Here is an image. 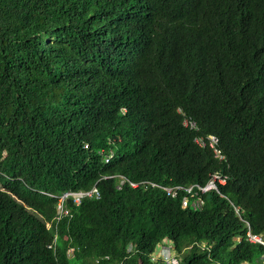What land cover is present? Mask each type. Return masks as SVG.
I'll list each match as a JSON object with an SVG mask.
<instances>
[{
    "label": "trees",
    "instance_id": "16d2710c",
    "mask_svg": "<svg viewBox=\"0 0 264 264\" xmlns=\"http://www.w3.org/2000/svg\"><path fill=\"white\" fill-rule=\"evenodd\" d=\"M215 171L196 209L161 187ZM243 220L264 235V0H0V264H263Z\"/></svg>",
    "mask_w": 264,
    "mask_h": 264
},
{
    "label": "built area",
    "instance_id": "2783aa9c",
    "mask_svg": "<svg viewBox=\"0 0 264 264\" xmlns=\"http://www.w3.org/2000/svg\"><path fill=\"white\" fill-rule=\"evenodd\" d=\"M182 124L183 126L194 131H197L198 129L196 123L187 117L183 119ZM194 142L199 147L207 146L211 150L213 157L219 162L226 161V156L224 155L222 149L219 147V143H218L219 139L217 136L213 134H208L204 138L201 136H196L194 138ZM110 157L111 154H104L103 156L104 162H108ZM226 179H227L226 175L222 174L221 172L215 171L209 174L207 181L203 185H199V184H191L188 186L168 185L161 187L165 191V194L171 198L177 197L181 192L184 193L185 195L182 196V205L184 207L190 205L192 208L196 209L200 207L202 203V199L200 195L210 190H214L218 192L219 185H224ZM131 185L135 186V184L133 183H131ZM187 194H193L194 197L192 199H189L187 197ZM98 195L99 194L95 186H93L89 190H67L61 193L60 195H54V197L56 198V204H55L56 220H59L60 218L67 216L69 214V206L67 205L68 203L73 206H78L85 197H91V196L98 197ZM233 208L236 215L238 216L239 214L238 208L235 206H233ZM243 222L246 224V231L244 236H240L237 240H240L241 237H243L247 242L251 244H257L264 247V235L252 232L249 223L244 220ZM72 250L73 249L69 247L66 251V254L71 255ZM262 258L264 264V256ZM174 261L175 259H173V257L170 254H167L165 257H163V262H165L166 264H170L171 262ZM120 264H125V263H120Z\"/></svg>",
    "mask_w": 264,
    "mask_h": 264
},
{
    "label": "rangeland",
    "instance_id": "374dc122",
    "mask_svg": "<svg viewBox=\"0 0 264 264\" xmlns=\"http://www.w3.org/2000/svg\"><path fill=\"white\" fill-rule=\"evenodd\" d=\"M184 118L185 117H183V119ZM183 119H182V122H183ZM193 141H194V139H193ZM46 226H47V224H46ZM172 245H173L172 242L170 243L168 240H164L163 243L157 245L154 257H159L163 261V257H165L167 254H171V256H172L173 253H172V250H170V249H172L171 248ZM169 247H170V249H169ZM189 247H190V245L187 246V248H189ZM173 259H175L174 256H173ZM70 263L74 264V261L72 260V261H70ZM121 263H124V262H121Z\"/></svg>",
    "mask_w": 264,
    "mask_h": 264
},
{
    "label": "clouds",
    "instance_id": "9594fccd",
    "mask_svg": "<svg viewBox=\"0 0 264 264\" xmlns=\"http://www.w3.org/2000/svg\"><path fill=\"white\" fill-rule=\"evenodd\" d=\"M63 193V192H62ZM47 224V226L46 227H49V223H46ZM171 255V254H170ZM173 257V256H172ZM246 264H248V263H246Z\"/></svg>",
    "mask_w": 264,
    "mask_h": 264
}]
</instances>
